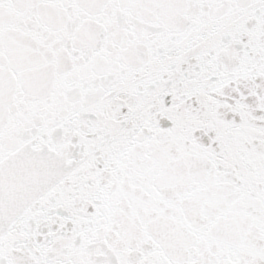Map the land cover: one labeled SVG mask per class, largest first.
Here are the masks:
<instances>
[{"label":"snow or ice","instance_id":"1","mask_svg":"<svg viewBox=\"0 0 264 264\" xmlns=\"http://www.w3.org/2000/svg\"><path fill=\"white\" fill-rule=\"evenodd\" d=\"M0 264H264V0H0Z\"/></svg>","mask_w":264,"mask_h":264}]
</instances>
